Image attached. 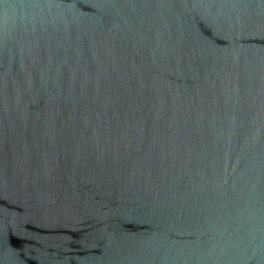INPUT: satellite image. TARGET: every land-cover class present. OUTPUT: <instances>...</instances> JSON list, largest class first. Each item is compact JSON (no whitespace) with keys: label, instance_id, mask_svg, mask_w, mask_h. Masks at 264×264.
Returning <instances> with one entry per match:
<instances>
[{"label":"water","instance_id":"obj_1","mask_svg":"<svg viewBox=\"0 0 264 264\" xmlns=\"http://www.w3.org/2000/svg\"><path fill=\"white\" fill-rule=\"evenodd\" d=\"M0 264H264V0H0Z\"/></svg>","mask_w":264,"mask_h":264}]
</instances>
